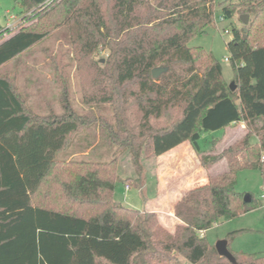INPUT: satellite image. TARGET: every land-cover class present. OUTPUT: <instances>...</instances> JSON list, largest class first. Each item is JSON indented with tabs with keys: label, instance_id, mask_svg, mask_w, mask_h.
<instances>
[{
	"label": "trees",
	"instance_id": "16d2710c",
	"mask_svg": "<svg viewBox=\"0 0 264 264\" xmlns=\"http://www.w3.org/2000/svg\"><path fill=\"white\" fill-rule=\"evenodd\" d=\"M18 1L35 21L0 29V69L65 28L84 105H113L115 121L92 109L79 115L66 89L64 113L39 116L0 76V264H233L202 233L259 204L254 196L247 203L237 185L243 169L258 170L264 181V0L221 9L224 20L236 7L245 14V27L235 28L227 44L235 91L214 54L188 45L215 25L217 0ZM99 49L108 51L103 64L91 60ZM159 67L168 72L155 79L152 70ZM97 123L112 145L131 153L139 177L127 182L139 188L140 159L159 158L183 143L206 171L222 160L228 168L182 193L173 206L180 222L170 231L157 212L114 199L117 158L57 159ZM240 123L247 133L222 153L201 149L205 134ZM230 252L236 264H264V252Z\"/></svg>",
	"mask_w": 264,
	"mask_h": 264
},
{
	"label": "rangeland",
	"instance_id": "374dc122",
	"mask_svg": "<svg viewBox=\"0 0 264 264\" xmlns=\"http://www.w3.org/2000/svg\"><path fill=\"white\" fill-rule=\"evenodd\" d=\"M236 1L219 0L220 7L216 10L215 25L208 28L205 34L193 36L188 43L189 47H202L205 51L214 54L222 66L225 79L229 83L233 82L234 71L230 60H227L231 57L227 44L233 40L235 28L242 29L245 27L244 21H242L245 14L236 7L234 16L230 20H220L219 16L223 5L230 2L236 4ZM32 15V12H26L23 2L0 0V29H14L21 23L24 28H29L35 21V17ZM227 28L230 33L225 34L224 30ZM107 58L108 51L106 50L99 49L91 55V60L100 64H103ZM0 76H5L11 80L16 91H19L25 101L26 107L39 116H49L52 113L63 114L62 99L66 89L70 104L79 115H85L92 109L95 116H104L111 123L115 121L113 105L103 104L93 107L84 105L79 63L73 54L70 42H68L65 28L54 32L33 46L32 49L5 64L0 69ZM239 128L237 125L227 131L228 135L233 138L232 141L239 138L245 131L244 127L240 130ZM223 135V130L208 132L200 141L201 149L209 150L212 148L214 138ZM221 146L224 148L226 144ZM70 156L72 157L70 158ZM115 158L118 159V179L114 192L116 201L130 209L161 210L173 215L172 205L176 197H179V194H174L173 190L180 187L183 178L191 175L188 172L189 167L187 168L185 162L181 161L180 156L174 155L156 159L142 157L140 164L143 167L144 185L139 188L131 181L127 182L130 178L139 177L131 161V153L112 145L99 123L83 130L76 136L68 149L57 156L60 161L73 159L110 162ZM165 164H170L168 165L169 168L164 175L160 176ZM263 184L264 181L258 170H241L238 174L237 190L240 193H250L259 201V204L251 212L244 213L236 219L221 220L218 224L213 225L210 230L203 232L202 236L206 237L209 244L216 245L218 241L228 239L230 250L234 253L259 254L264 252ZM126 185H130L129 190L126 189ZM192 185H186L185 189ZM163 195L166 199V196H169V199L162 205L159 202ZM235 231L239 233L233 238H228L229 233Z\"/></svg>",
	"mask_w": 264,
	"mask_h": 264
},
{
	"label": "crops",
	"instance_id": "0c3cea01",
	"mask_svg": "<svg viewBox=\"0 0 264 264\" xmlns=\"http://www.w3.org/2000/svg\"><path fill=\"white\" fill-rule=\"evenodd\" d=\"M239 127L240 128L244 127V129H245V125L243 123H240ZM231 128L232 127L224 128V130H223L224 135L222 137L217 138V139H219V142L213 148L214 150L211 151L212 150L211 148L209 150H203L204 153L205 154H209V153L220 154L224 151L225 148L232 145L236 141L240 140V138L243 137L247 133L246 129H245V131H243V134H241L239 138H237L235 141H232L233 138L230 135H228V133H227V131L231 130ZM240 128H239V130H240ZM214 139H216V137ZM224 143L226 144V146L223 148L221 145H223ZM174 155L180 156L181 161L185 162V164L187 165V168L189 167L188 172L191 175H188L186 178H183V183L180 185V187L179 188L177 187L178 189L173 190L174 194H176V195L179 194V197L177 198L175 196L176 200L174 201V203L172 205V213H173L174 204L178 202V200L181 198L180 196L182 195V193L184 191H187L189 189H193L196 186L204 185V184L208 183L209 176H216V175L222 174L228 168V164L226 163V160H222L221 162L217 163L212 168H210L208 171H206L200 165L199 156L195 153V151L193 149H191L189 143L180 144L179 146H177V148L173 149L171 152L161 155V158L174 156ZM168 165H170V164L164 165L165 168L160 173V176H162V174L164 175L166 173L167 169L169 168ZM188 184H193V185L190 188L185 189V186ZM166 197H167V199L163 195L162 199H160L159 204H162V205L165 204L166 200L169 199L168 198L169 196H166ZM154 211L161 215L162 223L164 225H166L165 227L167 229H169L170 231H173L174 226L176 224H179V222H180L177 219H175L174 213L172 215L171 213H168V212L165 213L164 211H161V210H158V211L154 210Z\"/></svg>",
	"mask_w": 264,
	"mask_h": 264
},
{
	"label": "water",
	"instance_id": "95a60500",
	"mask_svg": "<svg viewBox=\"0 0 264 264\" xmlns=\"http://www.w3.org/2000/svg\"><path fill=\"white\" fill-rule=\"evenodd\" d=\"M246 19H248V17H246ZM167 70H168V68H166V67L155 68L152 70L153 71V77L155 79H157V78H159V76L161 74L168 72ZM229 85L231 86L232 90L235 91L237 89V85H235L234 82H231ZM245 201L247 203L252 202L253 201V195H251L250 193H245ZM228 245H229V243L226 240L218 241L216 243L217 252L221 257L229 259L233 264H236L237 261L234 258V256L232 255V253L230 252Z\"/></svg>",
	"mask_w": 264,
	"mask_h": 264
},
{
	"label": "built area",
	"instance_id": "2783aa9c",
	"mask_svg": "<svg viewBox=\"0 0 264 264\" xmlns=\"http://www.w3.org/2000/svg\"><path fill=\"white\" fill-rule=\"evenodd\" d=\"M217 1H219V0H217ZM219 17H220V20H224L222 16H219ZM224 32H225V34H228V33H230V31H229V29H228V28H227V29H225V30H224ZM227 60H229V59H227ZM262 160H264V155H263V157H262ZM126 189H127V190H129V189H130V187H129V186H127V187H126Z\"/></svg>",
	"mask_w": 264,
	"mask_h": 264
}]
</instances>
